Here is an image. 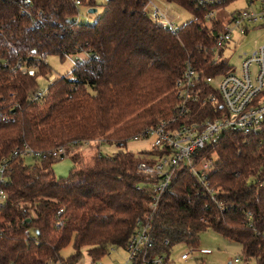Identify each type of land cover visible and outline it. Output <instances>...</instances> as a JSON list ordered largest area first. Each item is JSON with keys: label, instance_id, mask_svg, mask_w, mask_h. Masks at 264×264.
<instances>
[{"label": "trees", "instance_id": "trees-1", "mask_svg": "<svg viewBox=\"0 0 264 264\" xmlns=\"http://www.w3.org/2000/svg\"><path fill=\"white\" fill-rule=\"evenodd\" d=\"M163 1L186 8L193 20L172 30L146 14L148 0H106L94 23L79 24L72 0H0V159L24 146H63L73 164L67 177L58 178L52 169L58 160H9L0 264H76L81 249L99 260L123 249L136 220L147 214L150 187L135 175L147 156L120 151L88 163L81 148L96 140L124 146L167 118L187 62L204 78L226 74V62L211 63L219 24L207 25L185 0ZM96 4L81 0L88 9ZM35 20L38 28H32ZM79 53L87 57L74 65L71 78H54L45 96L33 100L37 78L53 75L45 58ZM36 63L33 77L11 73L17 64L27 69ZM189 108L177 126L221 116L208 103ZM196 152L216 158L208 177L213 195L177 167L154 221L156 251L197 248V234L212 229L241 246L245 264H264V126L256 135L225 131ZM69 245L74 253L64 260L60 251Z\"/></svg>", "mask_w": 264, "mask_h": 264}, {"label": "built area", "instance_id": "built-area-1", "mask_svg": "<svg viewBox=\"0 0 264 264\" xmlns=\"http://www.w3.org/2000/svg\"><path fill=\"white\" fill-rule=\"evenodd\" d=\"M72 1L79 12L81 0ZM185 1L196 12L198 11L201 20L210 26L211 23H217L215 22L216 11L224 8L227 2L233 0ZM145 12L157 23L164 19L152 0H148ZM38 16L42 17V14L39 12ZM218 24L219 30L216 32L214 46L211 50V63L214 65L224 62L220 60L219 53L227 48L234 33L246 36L249 30L257 24L264 26V0H249V7L229 14L225 21ZM162 25L174 29L168 21ZM38 27L37 20L33 21L32 28ZM83 54L87 57L86 53ZM244 56L239 76L219 74L216 77L204 78L190 62H187L182 77L176 80L174 85V93L178 102L172 113L160 120L155 127L146 129L143 133L129 139L132 142H144V148L140 152L147 156V160L137 162L135 175L146 180L150 187L151 200L147 205V214L136 220L132 233L123 248L127 253L124 264H172L171 254L166 255L164 252L156 251L153 226L160 201L169 192L177 167L187 169L208 193L213 195V190L209 189L208 177L214 169L216 158L214 155L199 157L196 151L205 145L215 143L225 131L256 135L262 130L264 126V44L252 53H245ZM42 60L44 61V58ZM77 63L79 60H76L74 65ZM39 64L36 63L27 69L17 64L11 69V73L18 70L33 77L38 71ZM252 65L257 68L254 77H251L250 73ZM2 67H7V64L3 62ZM54 78L53 75L48 76L47 80L52 82ZM208 87H211V90L206 92L205 89ZM46 93L47 89H37L33 94V100H39ZM197 102L217 106L221 111V116L177 126L176 123L190 113V104ZM18 157L31 158L34 161L62 160L67 157V151L63 146L48 151H35L24 146L14 150L8 158L0 159V211L4 207L7 196L4 187L7 181L9 160ZM61 213L60 210L58 214ZM167 244L168 241L164 240L163 245ZM209 254H211L209 249L188 248V252L183 253L180 259L181 261L196 260L199 256ZM90 264L96 263L92 261Z\"/></svg>", "mask_w": 264, "mask_h": 264}, {"label": "rangeland", "instance_id": "rangeland-1", "mask_svg": "<svg viewBox=\"0 0 264 264\" xmlns=\"http://www.w3.org/2000/svg\"><path fill=\"white\" fill-rule=\"evenodd\" d=\"M106 0H97V6L95 13H88V7L81 6L79 8V14L75 19L79 24H92L103 13L104 4ZM153 3L159 9L164 19L159 20L160 23L165 24L168 21L174 29L181 27L182 25L193 20L192 12L182 7L177 3H168L163 0H152ZM253 1V0H252ZM256 2L254 1V4ZM255 6V5H254ZM249 7V0H233L228 3L224 8L216 11L215 22L222 23L227 19L229 14H233L236 11L243 10ZM149 11V8H148ZM257 24L254 28H251L246 36H239L236 33L232 36V41L219 53L221 61L227 62L228 70L227 75L234 74L240 75L242 71V61L244 60L245 53H252L256 51L261 45L264 44V26ZM85 55L83 53L71 55L70 57L61 58L57 55L47 56L45 63L51 69V73L54 77H67L71 78V70L74 67L76 60H84ZM257 72L255 65L250 68L251 77H254ZM217 79L215 80V82ZM51 82L47 80V77L39 76L37 78L38 87L41 90L48 88ZM216 86V84H213ZM100 141V140H99ZM97 142V143H96ZM96 142L89 146L81 148L82 155L88 163H91L92 157L99 154L103 156H113L120 151L135 152L136 146L144 148V142H132L128 141L124 146L116 145L113 142ZM25 164L32 165L34 160L31 158L24 159ZM73 164L70 157H66L62 160H58L52 165L54 174L58 178H65L69 175ZM198 247L205 248L211 251V254L205 256H199L196 260L189 259L187 261H181L180 256L188 252V248L184 245L175 246L171 252L170 260L172 264H245L242 258L241 246L233 241H228L217 234L212 229L199 232L197 234ZM81 258L76 264H90L92 262L87 250L81 249ZM74 253L72 245L65 247L60 251V257L66 260ZM127 258V253L124 249H112L109 253L103 256L101 259L96 260V264H124ZM236 260H238L236 262ZM251 264V263H249Z\"/></svg>", "mask_w": 264, "mask_h": 264}, {"label": "water", "instance_id": "water-1", "mask_svg": "<svg viewBox=\"0 0 264 264\" xmlns=\"http://www.w3.org/2000/svg\"><path fill=\"white\" fill-rule=\"evenodd\" d=\"M95 12H96L95 9H89V10H88V13H95Z\"/></svg>", "mask_w": 264, "mask_h": 264}, {"label": "crops", "instance_id": "crops-1", "mask_svg": "<svg viewBox=\"0 0 264 264\" xmlns=\"http://www.w3.org/2000/svg\"><path fill=\"white\" fill-rule=\"evenodd\" d=\"M142 148H140V146H136V149H135L136 151L135 152L140 151Z\"/></svg>", "mask_w": 264, "mask_h": 264}]
</instances>
